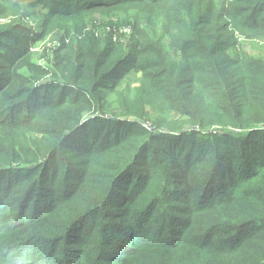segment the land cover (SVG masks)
I'll list each match as a JSON object with an SVG mask.
<instances>
[{
    "label": "trees",
    "instance_id": "16d2710c",
    "mask_svg": "<svg viewBox=\"0 0 264 264\" xmlns=\"http://www.w3.org/2000/svg\"><path fill=\"white\" fill-rule=\"evenodd\" d=\"M10 1L0 264H264V55L237 50L264 39V0H39L35 27ZM96 14L130 42L86 33ZM56 32L42 68L31 49ZM132 72L135 99H119L137 122L90 117Z\"/></svg>",
    "mask_w": 264,
    "mask_h": 264
},
{
    "label": "rangeland",
    "instance_id": "374dc122",
    "mask_svg": "<svg viewBox=\"0 0 264 264\" xmlns=\"http://www.w3.org/2000/svg\"><path fill=\"white\" fill-rule=\"evenodd\" d=\"M11 3H20L21 7L23 9L22 14L25 15L26 18L30 19L35 25L39 26V15H40V6H37V3H39V0H11ZM114 21V22H113ZM27 25H29L28 22L25 21ZM111 27L112 33L110 37H116V41L120 40L124 43H129L130 42V36L125 35L124 31L120 30L123 27H126L124 24H122L121 17H108L105 18L104 16H101L99 14H96L92 17H90L86 23V28H92L93 32H89L92 35H95L96 33H103V32H108L107 29ZM85 28V29H86ZM87 30V29H86ZM85 30V31H86ZM84 33V31H83ZM62 33L56 32L53 33L49 36H47L44 40L37 42L33 47H36L35 51H31V59L36 60L37 64L40 65L42 68H49L51 65L50 59L54 58L53 55H56L55 48L58 46V41L61 40L62 38ZM104 39H106L107 36L105 33H103ZM72 42L71 43H76L74 41H78L76 39V36H72ZM46 43L43 48H41V45ZM168 52L170 55L175 56L174 52L167 47ZM237 50H241L244 53L258 51V53L264 55V39H248L245 37H240L237 39ZM54 52V53H53ZM176 57V56H175ZM46 71V78L51 77V69L45 70ZM45 79V78H44ZM140 83V76L137 73H130L128 74L123 82L116 88V90L112 93H110L107 98H106V106H105V112L103 113H97L93 115H89L90 117H96L100 116L104 119L110 120V122L113 123H120L123 121H132V122H137V120H132V118H129L128 116H123L122 114V108L121 104L122 101L119 99L121 96L126 95L130 98V100H134L135 96L137 94L135 87L139 85ZM138 106H135L133 109V114H135L136 109ZM89 117V118H90ZM171 118L176 119L178 115L176 113L170 114ZM142 125H147L149 126V130L151 132H158L159 136L166 135L165 134V128H155L152 124L154 122L151 120V117L148 118L147 120H139ZM185 129L190 130L191 128L186 127ZM221 131L223 132L222 129L216 127L212 129L210 132H218ZM232 130V129H229ZM219 134H224V133H219ZM185 143V141H184Z\"/></svg>",
    "mask_w": 264,
    "mask_h": 264
},
{
    "label": "built area",
    "instance_id": "2783aa9c",
    "mask_svg": "<svg viewBox=\"0 0 264 264\" xmlns=\"http://www.w3.org/2000/svg\"><path fill=\"white\" fill-rule=\"evenodd\" d=\"M25 21L28 22L30 26L35 27V24H34L30 19L25 18ZM0 23H4V22L2 21V22H0ZM111 29H112L111 27H109V28L107 29L108 33H112V30H111ZM121 31H124L125 33H127V34H125V35H129V36H130L131 29H129V28H127V27H123V28L120 30V32H121ZM85 32H86V33H89V32H93V30H92V28H87V30H86ZM114 39L116 40V37H114ZM62 41H63V35H62L61 40L58 41V46L55 48V50H58V49L61 47V45H62ZM65 43H66V44H69V43H70V39H67V40L65 41ZM45 44H46V43L44 42V44L41 45V48H43V47L45 46ZM35 48H36V47H33V48L31 49V51H35V50H36ZM144 127L147 128V129H149V126H147V125H144Z\"/></svg>",
    "mask_w": 264,
    "mask_h": 264
}]
</instances>
